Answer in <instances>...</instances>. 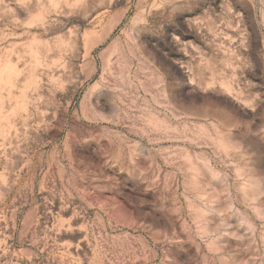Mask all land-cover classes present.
Returning a JSON list of instances; mask_svg holds the SVG:
<instances>
[{
  "label": "rangeland",
  "instance_id": "1",
  "mask_svg": "<svg viewBox=\"0 0 264 264\" xmlns=\"http://www.w3.org/2000/svg\"><path fill=\"white\" fill-rule=\"evenodd\" d=\"M0 264H264V0H0Z\"/></svg>",
  "mask_w": 264,
  "mask_h": 264
}]
</instances>
